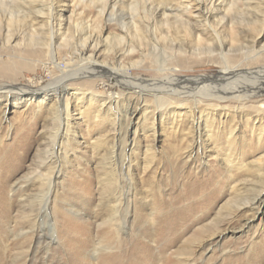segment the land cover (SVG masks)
I'll return each mask as SVG.
<instances>
[{
  "label": "rangeland",
  "instance_id": "1",
  "mask_svg": "<svg viewBox=\"0 0 264 264\" xmlns=\"http://www.w3.org/2000/svg\"><path fill=\"white\" fill-rule=\"evenodd\" d=\"M15 1L0 0L3 23L9 21L8 12L23 14ZM21 1L27 5L34 0ZM110 1L54 3L57 43L62 44V36L68 38L76 66L80 49L87 48V55L95 50L87 38L99 35L98 62L131 69L130 83L132 76L146 82L127 89L113 80L107 85V75L92 82L68 81L74 93L67 96L68 134L53 94L20 100L0 94V264H132L141 261L138 256L144 252L149 264H264V195L259 213L244 209L264 190V95L242 102L231 99L221 107L205 97L195 102L172 94L167 95L172 100L166 108L167 101L158 102L153 94L159 86L153 81L163 77L164 66L179 67L173 73L186 79L219 76L222 48L230 65L258 69L264 78V0H216L208 20L191 7L194 3L188 4L190 0ZM165 3L180 7L184 23L171 15L166 24L158 13ZM43 7L33 25L28 21L13 27L17 34L10 44L5 38L7 23L0 24V83L25 84L34 61L46 51L44 45L28 44L32 33L40 36L37 42L49 36L48 6ZM136 26L141 30L138 36ZM254 46L261 54L257 59L245 52ZM206 47L214 53L199 55ZM60 48L61 60L69 59V48ZM37 74L49 83L46 70L38 68ZM91 92L99 94L93 101ZM110 92L121 99L100 108L99 100ZM134 110L129 125L126 112ZM111 160L119 171L109 184ZM38 170L53 172L52 182L41 180ZM118 185L133 199L130 209L121 205L122 229L117 232L103 222L111 214L107 199ZM225 204L219 230L230 227L238 232L220 239L214 225L200 226L216 218ZM184 211L188 213L178 219L174 235L190 225L187 232L175 242L171 234L162 237L169 219ZM34 222L38 224L31 230Z\"/></svg>",
  "mask_w": 264,
  "mask_h": 264
},
{
  "label": "bare ground",
  "instance_id": "2",
  "mask_svg": "<svg viewBox=\"0 0 264 264\" xmlns=\"http://www.w3.org/2000/svg\"><path fill=\"white\" fill-rule=\"evenodd\" d=\"M50 1L57 3L58 0H50ZM160 1H163V0H160ZM215 1L216 0H190L188 4L191 5V3H194L195 5L191 6V7H193V8L195 7L197 9H199V11L201 10L202 14H204L205 20H208L209 16L213 12V9L215 8V4H214ZM15 2L22 7L21 12L23 14L16 15L15 13H13V11H11V13L8 12L10 14L9 17L7 16L9 18V21H5L7 23V25H6L7 30L5 32V33H7L6 37H5L7 44H10L13 40H15L17 33L15 34V32L13 31V27L16 25L19 26V25L26 23L28 21H32L31 25H33L35 21L39 20V18H40L39 14L44 13V11H43L44 7L43 6H46V5L48 6L45 8L47 9L48 15L50 18V20L48 22L51 25V28H50L51 31L48 32L49 36L45 37V40H43L41 42L36 41L40 37V36H37L36 33H35L36 35H34L33 33L30 34V38H29L30 40L28 41V44L33 45V46L44 45L46 48V51L44 52V54L42 56H40L39 59H36L34 61L35 63L33 65V68H32L33 70L31 72L32 75L28 78V80L25 84L20 85L18 83H10V82L0 83V94L6 93L8 96L14 95L15 98L19 99V100L22 99V97H24L25 95L35 96L37 94H42V95L48 97V95L53 94L55 101L59 102L58 105L54 106V107L56 109L57 114L60 115V117L64 120L65 124L64 123L63 124H64L65 129H66L65 131L68 134L71 130V121H70L71 110H70V105H69L68 100H67V96L70 94H72V95L74 94V93H70L71 91H70L69 86L67 84L68 81L75 80V79H77V80L83 79L84 80V79L90 78V80L92 82V81H95L97 79L99 80V78L102 79V77L104 75H107L108 77L107 76L106 77L109 78V80H110V82L107 81V85H111V81L113 80V81H117L118 83H121L127 89H134L136 87L138 88V84H141V83H144L147 81L144 78H138V81L136 82L132 76V80H131L132 83H130L128 80L131 77V69L122 70V69H117L115 67L110 68L108 66H105L103 63H99L98 60L95 58V52H96V49L98 47L97 40L100 39L99 35L98 36L96 35L97 37L93 38L92 34H90V37L87 39H88V41L93 40L95 50L90 55H87L88 54L87 48H84L82 50L80 49V53H79L80 56L78 55V57L81 58V60L78 62V65L75 66V64H73L74 63V57L77 55H76V53H74V51H75L74 46L69 44L68 38H65L64 36L61 37L62 44L57 43V40H59V39L55 38V27H56L55 10L56 9L54 8V3L53 4L51 3L48 5L44 2L46 4V5H44V3H41L38 0L31 1L27 4L29 6V9L31 8L35 11V13H33L34 11L31 13L30 12L31 10H29L28 7L24 8L25 6H27V5H25L24 1L16 0ZM110 2L113 4H116V0H111ZM5 3L6 2H2L1 5L4 7V6H6ZM166 3H167V1H166ZM166 3L161 4L160 9L158 10V13H160L161 17H163L162 19H164L166 21V24L170 25L169 21H170L171 15H173L175 17L176 21H181L182 23H184V21H185L183 18L184 12L183 11L181 12L180 7L177 8V7H174L172 4L169 5ZM10 6L12 7V5H10ZM112 7H113V5H112ZM13 8H14V6L12 7V9ZM185 10H187V11L190 10L188 8V5H186ZM14 11H16V10H14ZM18 12H19V10H18ZM1 13H2V11H1ZM156 16L157 15L154 14L153 18H151V19L155 20L157 18ZM15 19H17V20L20 19L23 21H15ZM2 23H3V21H0V24H2ZM36 24L37 23H35V25ZM134 27H135V25H134ZM4 29H6V28H4ZM134 29L136 30L137 36H138V33H141V30L137 26ZM28 37H29V35H28ZM23 42H24V40H23ZM61 46H67L69 48V52L71 54V57L69 59L64 57V59L61 60V58H60V49H61L60 47ZM89 46H91V45H89ZM16 47L18 48V45ZM2 48H4V46ZM40 49H39V51H40ZM9 50H10V48H9ZM17 50H19V49H17ZM223 51H224L223 48L221 49V51H219V55L221 56V60L223 63V68L221 70V73L217 77L210 78L207 76H197V77H192V78L186 79V78L180 77V76L173 73L174 71L179 70L178 69L179 67H166L165 68V66H164L163 68H161V71L164 72L165 74L160 79H157L158 81H155V80L153 81V82H159L158 83L159 86L155 87V89L153 91L154 92L153 94H154L155 98L157 99V101L158 102L162 101V100L167 101V104H166V108H167V106H169V104H171L170 102L172 100L170 98V96H167V95L176 94L179 97L180 96L192 97L195 102H198V100L201 98L204 99V97L206 98V100H209L211 102L216 100V102L218 103L217 105L222 107V102H225V101H228L231 99H235L238 102H242L243 100L249 99L251 97H257V96L262 95V94L264 95V78L259 77L260 71L258 69H254V68L251 69L249 67L248 68L243 67L242 63L236 64V65H230L228 62L229 60ZM245 52L247 53L246 55H248V56L251 55V58H253V59H257V57L259 55H261L255 46L252 48H247L245 50ZM212 53H214V49L212 47H206L203 49H199V52H198L199 55L212 54ZM0 57H1V55H0ZM38 68H43L50 75L49 83L45 84L44 78L37 74ZM123 78H125L124 81H123ZM242 79H246V80L244 81ZM153 88H154V86H153ZM248 89H250L252 91H248ZM83 94H85V93H83ZM89 94L91 96V98H90L91 101H93L99 95L96 92H91ZM64 95L66 97H64ZM103 97L104 98L101 100H104V101L99 100V102H98L99 103L98 106L100 108H103V106L106 104V102L113 104L114 102L118 103V101L121 99L120 97H115L114 94L111 92L108 93L107 95L103 96ZM136 111L137 110H134L131 112H129V111L126 112V118H127V121H129V125L133 121V118H134V115L136 114ZM164 115H165V111H162L161 116H164ZM116 117L117 116H114V120L116 119ZM129 128L130 127H128V129ZM126 132H127V134H129L128 133L129 130ZM109 165H111L110 173H109L110 177H111V175H115L116 173H118L119 168L117 167L116 162H114L112 160H111V163ZM129 168H130V166L128 167V169ZM42 172L39 171V174H38L39 178H41V180L42 179L47 180L48 183L52 182L51 180L53 179L54 173L50 172V171H46L44 173H42ZM112 177L110 179L106 178V180L107 181L110 180V182H111L114 179ZM130 181H131V185H132V179H130ZM110 182H109V184H110ZM114 182H116V181H114ZM263 195H264V190H261L259 192V195L257 196V198L253 199L246 206H244V209H246L247 211H253V212L256 211L255 214L259 213L261 211V207H262L261 198ZM132 199H133L132 195L125 194L124 188L121 187L120 185H118V188L115 190V192H113L111 197L109 199H107V206L111 207L110 208L111 214H110L109 218L107 220H105L103 223L110 224L112 227H114L117 230V232L120 231L122 229V226H121L122 222L120 221V217H121L120 212H122L121 205H124L123 203H126L127 209H130L131 204H132ZM47 202L49 203V201H47ZM227 206H228V204L223 205L221 207V209H219V211L217 212L216 218L208 221L205 224H202L200 226V228L205 229L207 226H210V225L213 226L214 225V227L217 230H219L220 224H222V222L225 220V218L223 216L224 213L222 211L224 209H226L225 207H227ZM241 207L242 206H239L238 210H241ZM69 212L76 213V214L80 215L75 210H70ZM128 212H129V210H128ZM128 212H127V214H128ZM187 213L188 212L184 211V212H181L180 214L175 215L174 217H171L169 219L170 224L167 225V227L165 228L166 233L165 234L161 233L162 237H165V236H168L169 234H171L172 235L171 241L173 240L172 242H175L180 237H182L187 232V229H189L191 227L190 225L186 226V227L184 226L185 228H183L180 231L179 236L174 235V232L177 230L178 225H179L178 219L180 217H184ZM128 216H129V214H128ZM128 216L127 215L125 216L126 222H127ZM254 218H255V215H254ZM37 224H38L37 222H34L31 230H33ZM67 225H69V224H67ZM181 225H182V223H181ZM246 226L247 225L244 224L243 228H241L240 232L243 231ZM51 231L53 232L52 236H54V234H56L55 225L51 226ZM237 232L238 231L236 229L226 227L224 229L217 231L215 236L217 238L221 239V238L225 237L227 234L234 235ZM36 238L40 239L39 235H36ZM88 241H89V239H88ZM79 243H80V241H79ZM145 248H146L145 249L146 251H149L147 246ZM32 250H33V248H32ZM97 250H98L97 248H94L93 254H95ZM25 251H28V250H25ZM77 252H76V255H77ZM135 252L136 251H132V256H131L132 261H134L136 258ZM148 255L149 254L144 252V255L138 256L143 261L141 260V261H138L136 263L135 262H133V263H135V264H149L150 259L149 258L147 259ZM0 256H2V255H0ZM76 257H78V256H76ZM111 262H110V264H114L113 262L112 263ZM76 263H77V261H76Z\"/></svg>",
  "mask_w": 264,
  "mask_h": 264
}]
</instances>
